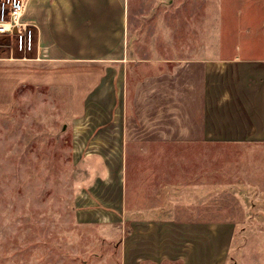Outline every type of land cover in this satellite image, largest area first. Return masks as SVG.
<instances>
[{"label":"rangeland","instance_id":"374dc122","mask_svg":"<svg viewBox=\"0 0 264 264\" xmlns=\"http://www.w3.org/2000/svg\"><path fill=\"white\" fill-rule=\"evenodd\" d=\"M208 2L202 31L207 1L176 0V56H264L260 9ZM0 56V264H264V143L127 142L134 65L74 95Z\"/></svg>","mask_w":264,"mask_h":264},{"label":"crops","instance_id":"0c3cea01","mask_svg":"<svg viewBox=\"0 0 264 264\" xmlns=\"http://www.w3.org/2000/svg\"><path fill=\"white\" fill-rule=\"evenodd\" d=\"M25 1L36 44L48 50L44 59L11 63L24 66L26 78L63 83L64 77L81 95L90 75L95 85L116 68L125 85L126 69L134 65L137 122L130 117L131 125L123 124L127 142L264 143V56L243 54L238 43L228 56H176V0ZM205 1V8L189 10L203 15L197 24L202 31L209 26ZM213 1L221 15L220 0ZM231 1L236 15L264 13V0Z\"/></svg>","mask_w":264,"mask_h":264},{"label":"built area","instance_id":"2783aa9c","mask_svg":"<svg viewBox=\"0 0 264 264\" xmlns=\"http://www.w3.org/2000/svg\"><path fill=\"white\" fill-rule=\"evenodd\" d=\"M25 14V0H0V48L9 43L10 49L21 56L19 58L29 59L28 56L36 52V58L40 59L48 50L37 46L36 26ZM12 55L8 58H14Z\"/></svg>","mask_w":264,"mask_h":264}]
</instances>
